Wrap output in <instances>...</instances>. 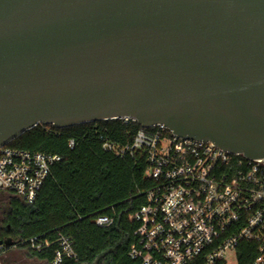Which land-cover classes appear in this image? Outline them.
Masks as SVG:
<instances>
[{
	"label": "water",
	"instance_id": "obj_1",
	"mask_svg": "<svg viewBox=\"0 0 264 264\" xmlns=\"http://www.w3.org/2000/svg\"><path fill=\"white\" fill-rule=\"evenodd\" d=\"M116 118L264 161V0H0V146Z\"/></svg>",
	"mask_w": 264,
	"mask_h": 264
},
{
	"label": "built area",
	"instance_id": "obj_2",
	"mask_svg": "<svg viewBox=\"0 0 264 264\" xmlns=\"http://www.w3.org/2000/svg\"><path fill=\"white\" fill-rule=\"evenodd\" d=\"M107 147L122 155L143 151L150 162L146 175L155 185L133 215L137 228L130 255L138 264H217L226 262L231 249L237 254L242 241L256 243L252 264H264L263 159L180 137L163 125L142 127L125 147ZM60 160L58 154L0 146V197L13 194L34 203ZM96 222L108 224L111 218ZM31 242L42 246L36 238ZM58 242L53 264L77 257L69 237L60 234Z\"/></svg>",
	"mask_w": 264,
	"mask_h": 264
},
{
	"label": "trees",
	"instance_id": "obj_3",
	"mask_svg": "<svg viewBox=\"0 0 264 264\" xmlns=\"http://www.w3.org/2000/svg\"><path fill=\"white\" fill-rule=\"evenodd\" d=\"M141 128L123 118L63 128L39 124L12 141L10 146L58 154L61 160L34 203L13 194L0 197V239L12 237L29 256L53 264L62 234L74 242L77 257H65L61 264H138L130 255L137 228L133 215L155 181L146 175L145 152L122 155L107 144L130 145ZM104 215L111 222L99 225L96 220ZM34 238L40 248L32 245ZM237 255L239 264H252L256 243L242 241Z\"/></svg>",
	"mask_w": 264,
	"mask_h": 264
},
{
	"label": "rangeland",
	"instance_id": "obj_4",
	"mask_svg": "<svg viewBox=\"0 0 264 264\" xmlns=\"http://www.w3.org/2000/svg\"><path fill=\"white\" fill-rule=\"evenodd\" d=\"M2 264H49L36 257L29 256L26 249L12 246L10 250L1 251ZM226 264H239L236 250L231 249L226 256Z\"/></svg>",
	"mask_w": 264,
	"mask_h": 264
},
{
	"label": "flooded vegetation",
	"instance_id": "obj_5",
	"mask_svg": "<svg viewBox=\"0 0 264 264\" xmlns=\"http://www.w3.org/2000/svg\"><path fill=\"white\" fill-rule=\"evenodd\" d=\"M11 247H2L1 248V251H7V250H10Z\"/></svg>",
	"mask_w": 264,
	"mask_h": 264
}]
</instances>
